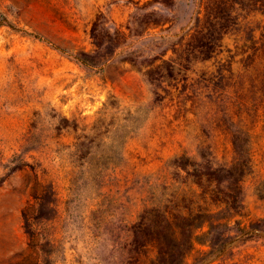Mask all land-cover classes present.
Here are the masks:
<instances>
[{
    "label": "rangeland",
    "instance_id": "rangeland-1",
    "mask_svg": "<svg viewBox=\"0 0 264 264\" xmlns=\"http://www.w3.org/2000/svg\"><path fill=\"white\" fill-rule=\"evenodd\" d=\"M198 1L0 0V264H150L132 226L219 211L239 144L230 225L264 228V13L206 59ZM232 247L213 264H264V235ZM210 250L195 241L189 264Z\"/></svg>",
    "mask_w": 264,
    "mask_h": 264
},
{
    "label": "trees",
    "instance_id": "trees-1",
    "mask_svg": "<svg viewBox=\"0 0 264 264\" xmlns=\"http://www.w3.org/2000/svg\"><path fill=\"white\" fill-rule=\"evenodd\" d=\"M198 5L203 6L206 11L204 24L200 25L198 18L199 34L206 40L199 49L206 50V59L219 54L218 50L225 35L235 27L239 18L256 12L264 13V0H199ZM248 40L255 44L251 34ZM187 46L192 45L188 43ZM255 57L256 52L248 56L246 60L253 61ZM82 61L89 66L88 62ZM243 134L242 142L247 145L249 138L245 132H242ZM236 154L232 168L226 166L222 168L223 172L231 175L230 178L235 185L228 186L215 196L219 211L213 213L212 210L206 209L197 212L189 211L185 214L179 210L147 209L140 221L132 226L135 238L142 237L157 248V257L151 260L150 264H189L188 257L195 241L209 244L211 250L195 258L192 264H213L220 256H225L229 249L232 250L237 238L251 239L264 235V228L257 222H251L248 226L242 227V222L236 220L234 225H230L237 215H242L244 205L241 200L240 185L244 174L251 168V160L246 156L247 148L244 145L239 144ZM232 171H237L238 177L233 175ZM205 226L208 230L203 233V237L199 236L197 233ZM233 231L235 234H232ZM146 252L144 251V255ZM135 255L128 258L127 264H146L138 252ZM211 256L214 258L210 259Z\"/></svg>",
    "mask_w": 264,
    "mask_h": 264
}]
</instances>
